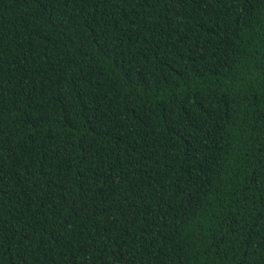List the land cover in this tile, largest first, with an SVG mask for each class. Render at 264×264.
I'll return each instance as SVG.
<instances>
[{"label": "trees", "instance_id": "1", "mask_svg": "<svg viewBox=\"0 0 264 264\" xmlns=\"http://www.w3.org/2000/svg\"><path fill=\"white\" fill-rule=\"evenodd\" d=\"M0 264H264V0H0Z\"/></svg>", "mask_w": 264, "mask_h": 264}]
</instances>
